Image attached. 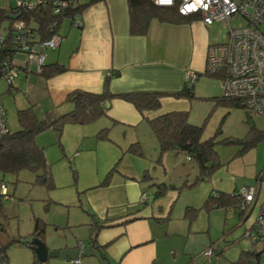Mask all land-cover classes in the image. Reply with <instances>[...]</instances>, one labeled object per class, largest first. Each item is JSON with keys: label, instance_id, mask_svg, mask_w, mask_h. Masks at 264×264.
I'll list each match as a JSON object with an SVG mask.
<instances>
[{"label": "rangeland", "instance_id": "374dc122", "mask_svg": "<svg viewBox=\"0 0 264 264\" xmlns=\"http://www.w3.org/2000/svg\"><path fill=\"white\" fill-rule=\"evenodd\" d=\"M14 2L15 0H0V5L8 6ZM244 24L245 20L239 14H234L228 21L213 22L208 28L209 44L226 41L229 25L239 27ZM71 29L77 28L71 26L69 19L65 18L60 23L58 32L64 35V39L70 38ZM75 38L74 45L78 40L77 35ZM43 53L45 62L49 60V54L56 56V51L48 47L44 48ZM13 62L17 65H27L26 56L20 51L14 52ZM27 66L32 71L20 68L18 79H14L17 88L11 91L7 90L6 81L0 77V102L5 110L6 127L10 132L18 128L16 110L27 106V98L36 99L38 108L45 106L50 99L49 90L45 85L47 78L37 73L34 65ZM221 81V75L200 74L192 88L194 96L188 100V121L203 125V138L215 135V149L220 162L210 173L208 180L199 179L192 186L183 183H191L194 180L197 168L182 153L167 151L159 157L158 142L152 152L150 141L139 142L140 153H135L127 149L130 145L129 132L123 133L118 125L111 126L107 138H98V129L94 127L100 118L87 124H65L59 140L51 128L39 132L35 139L37 144L43 147L50 167L52 188L36 182L35 173L30 169H22L16 175H0L6 189L5 195L0 194V241L19 239L6 248L8 264H29L34 260L33 251L24 242H29L35 235L31 233L36 220L43 228L40 233L41 240L49 249L74 247L80 242L87 251L91 247L89 235L94 226L93 213L86 204L89 202L91 189H94L91 187L104 181L108 172H111L108 179L110 181L116 168L129 162L138 167L139 180L143 185L142 191L145 192L148 205L153 206L155 211L167 213L165 215L168 217L163 222L162 229L163 232L166 231L169 239H158V245L165 251L169 263L207 264L203 252L211 245L221 251L214 264H231V260L238 256L240 250L252 248L247 232L255 227L256 215L250 225L251 219L243 222L244 219L241 220L233 208L224 209L214 205L202 207L212 186L210 180H219L216 181L217 185L222 188H228L230 184L231 188L234 178L229 181L228 177L232 178L234 174L237 185L256 187V191L259 189V196L264 197V140L258 141L255 146L244 152L241 151L240 139L245 138L249 130L245 121V110L243 107L215 104L208 98L221 95ZM63 108L60 107L59 110ZM252 119L258 129L264 130V116L254 115ZM227 138L236 141L223 142ZM241 156H245L244 159L235 160L237 164L232 166L235 173L228 169L226 172L225 166ZM103 163V169L108 167L98 178L96 172L98 168H102ZM115 164V170L111 171ZM254 169L255 174L261 176L260 180L255 178ZM144 172L154 181H164L171 186L154 196L155 186L147 182L152 179L142 180ZM224 172L225 177L221 178ZM93 199L91 197L90 201ZM142 204L144 203L139 205ZM251 204H246L244 211H248ZM187 205L199 209L194 215H185L184 209ZM255 208V211H258V205ZM244 230L246 237L243 235ZM254 246L261 249L262 244L258 242ZM98 257L95 249H92L81 256V261L89 260L92 264H100L102 262ZM173 258L175 260L170 262ZM214 258L215 256H212L211 260ZM41 263L73 264L72 259L60 257H48ZM259 264H264V251L261 252Z\"/></svg>", "mask_w": 264, "mask_h": 264}, {"label": "crops", "instance_id": "0c3cea01", "mask_svg": "<svg viewBox=\"0 0 264 264\" xmlns=\"http://www.w3.org/2000/svg\"><path fill=\"white\" fill-rule=\"evenodd\" d=\"M78 17L80 26L70 30L69 34L72 33V37L64 39V35L58 32L61 36L58 46L54 49L48 48L56 51V56L53 57V53L49 54L47 62L44 56V63L56 61L66 66L64 72L46 79L45 85L50 95L47 104L38 108L36 99L27 98V105L30 102L35 103L34 110L38 116L54 105L58 110L64 107L60 111L70 109V103H62L70 89L100 91L108 71L113 73L108 77L109 89L112 92L173 91L181 89L185 82L189 83L185 78L187 70L201 72L204 68L206 48L209 44V25H205L199 18L183 23L161 22L152 18L146 33L130 34L127 0H95L86 6ZM76 35L78 40L74 45ZM43 50L44 48L42 53ZM18 77L19 74L16 78ZM195 80L192 82L193 87ZM14 81L11 90L17 88ZM187 109L188 99L165 96L161 99L158 109L148 112V117L171 110ZM99 118L100 121L94 128L99 130L107 126L110 130L112 125H118L123 133L129 132V144L150 141L153 152L157 143L156 137L147 120L130 102L120 98L111 99L107 114ZM244 157L232 160L225 166V171L228 169L234 172L232 166H236L235 160L241 161ZM104 166L105 163L100 170L98 168L96 172L98 178L108 167L103 169ZM137 168L132 162L123 163L112 173L110 181L91 187L94 189H91L89 202L86 204L93 213V220L107 218L101 222L102 226L95 238L96 245L106 255V258L99 259L103 264H171L165 257L161 245L160 247L158 245V239H169L166 231L163 232L162 229L163 222L168 216L165 215L166 211H155L147 202L139 205L140 195L144 191ZM225 174L224 172L221 178H224ZM253 174L260 180L261 176L256 177L255 169ZM234 175L232 178L228 177L229 181L234 178L231 188L230 184L228 188H222L217 185L219 180L213 179L210 180L212 183L210 188L232 192L234 189L244 187L236 184ZM91 197L94 198L92 201ZM262 201L264 197L259 196L257 189L252 204L248 211L244 212L243 222L250 218V225L253 223L257 212L255 207L256 205L259 207ZM170 260L172 262L175 259ZM82 264L92 263L83 260Z\"/></svg>", "mask_w": 264, "mask_h": 264}, {"label": "trees", "instance_id": "16d2710c", "mask_svg": "<svg viewBox=\"0 0 264 264\" xmlns=\"http://www.w3.org/2000/svg\"><path fill=\"white\" fill-rule=\"evenodd\" d=\"M95 0H88L86 2H79L74 0L73 3L67 8L66 11L61 13H54L48 4H41L33 9H27L22 6L9 3L8 6L0 5V73L4 67V60L10 57L14 48L10 46V39L15 35V22L23 21L25 29L20 33L23 34L26 40L30 42H40L53 33H58V27L63 19L68 18L71 25V19L75 15H79L81 11L94 2ZM129 24L128 31L130 34H144L147 31L148 23L152 18L161 22L170 23H183L187 22L194 17L183 16L177 12L175 6L161 7L155 5L151 0H127ZM80 25H78L79 27ZM66 70V66L53 61L43 63L41 71L42 76L49 78ZM200 74H208L206 71L196 72ZM118 74V72H115ZM113 75L112 72L107 74V77L102 83L100 91H93L84 88L70 89L64 97L63 102L71 104V108L66 111L58 110L56 105L50 107L42 113L41 116L36 114L34 110L35 103L30 102L23 108H17L16 117L18 128L14 131H8L0 138V175L17 174L22 169H30L35 173L36 182L52 188L53 182L50 173V167L46 161L44 150L36 142V135L47 129L54 130L57 139H60L62 129L65 124H87L95 121L101 116L107 114L108 107H105V102L113 98H120L130 102L136 110L147 120L152 132L154 133L159 145V157L167 151H174L175 153H182L187 160L197 168V173L191 183L185 181L183 185L192 186L199 179H208L210 173L220 165L218 153L215 149L217 143L215 135L203 138V125H196L188 121L187 110H171L161 113L154 117H148V112L156 110L161 105V99L165 96H172L174 98H186L190 100L194 94L192 87L186 89V82L179 90L166 91V90H131L112 92L109 89L108 77ZM213 75V74H209ZM12 84L8 85L7 90L11 91ZM215 104L221 103L226 106L243 107L245 110V121L249 125V130L245 138L241 140V151L252 148L258 141L264 140V130L258 129L253 122V114L250 113L243 103V100L237 97H226L221 93L219 96H210ZM109 127L105 126L100 128L96 135L98 138L108 137ZM236 140L227 138L223 142L231 143ZM127 149L140 153L138 142H133ZM117 164V163H116ZM116 164L111 168L115 170ZM111 172H108L104 184L108 181ZM258 176V175H256ZM152 179L146 172L142 175V180ZM2 180L0 179V182ZM148 184L155 186L154 196L161 194L169 186L164 181H154L153 179L147 181ZM241 188V187H240ZM234 189L232 192H225L218 189L211 188L208 191L206 198L202 203V207L208 208L215 205L216 207H223L224 209L233 208L237 216L242 220L244 218V210L240 208L242 197L238 190ZM146 203V199L144 202ZM140 208V207H139ZM137 208V209H139ZM136 209V210H137ZM199 208L187 205L184 209L185 215H194ZM166 218V217H165ZM107 220L95 219L92 222V232L89 235V244L91 248L88 250L96 249L99 259L106 258L105 252L96 245V234L98 229L102 226L101 222ZM38 220L35 221L34 229L31 234L41 239V231L43 228L40 226ZM255 234V239L250 241L252 248L240 250L238 256L231 260V264H259L261 252L264 251V239L256 236V231L250 229L249 232ZM30 234V235H31ZM244 230L243 235L245 236ZM246 237V236H245ZM19 239H6L0 241V264H8L6 248L13 242H18ZM261 242V249H257L254 245ZM27 246L30 241L24 242ZM29 247V246H28ZM211 247V245H209ZM87 251H83L86 254ZM221 251L214 249L212 256L207 261V264H214L218 259ZM205 259V258H204ZM206 260V259H205ZM29 264H42L35 257ZM103 264V263H100Z\"/></svg>", "mask_w": 264, "mask_h": 264}, {"label": "built area", "instance_id": "2783aa9c", "mask_svg": "<svg viewBox=\"0 0 264 264\" xmlns=\"http://www.w3.org/2000/svg\"><path fill=\"white\" fill-rule=\"evenodd\" d=\"M74 0H15L16 5L33 9L41 4H48L54 13L67 10ZM157 6H175L177 12L183 16L199 18L205 25L217 20H226L234 14H239L245 24L239 27L228 28V38L223 42L207 45L203 70L208 74L222 76L223 95L237 97L243 100L246 109L253 115L264 116V0H151ZM71 25L78 26L80 19L74 16ZM15 35L10 39V46L14 48L12 55L6 58L0 77L7 85L13 83L19 74V69L26 70L27 65H34L36 72L41 71L44 63L42 49H54L58 46L61 36L53 33L40 42L26 40L21 31H24L23 21L15 22ZM27 30V29H26ZM25 32V31H24ZM20 51L26 56V64L22 66L13 62L14 52ZM28 70H30L28 68ZM110 74V72H108ZM198 77L195 71H186V81L193 82ZM4 109L0 103V138L7 132ZM242 197L241 209L252 203L256 194V187L244 186L238 190ZM0 193L6 194L4 183L0 182ZM140 200H145V193H141ZM253 231L256 236L264 239V201L258 207ZM250 240L255 239L252 231L247 232ZM78 253L72 259L73 264H80L81 253L84 251L82 243H77ZM213 247L204 250L206 261L213 255Z\"/></svg>", "mask_w": 264, "mask_h": 264}, {"label": "water", "instance_id": "95a60500", "mask_svg": "<svg viewBox=\"0 0 264 264\" xmlns=\"http://www.w3.org/2000/svg\"><path fill=\"white\" fill-rule=\"evenodd\" d=\"M192 87L191 83L186 84V89ZM109 106V102H105V107ZM29 248L33 251L35 258L40 262H45L48 257H60L63 259H73L78 253V248L65 247L62 249H49L45 243L38 237L34 236L30 239Z\"/></svg>", "mask_w": 264, "mask_h": 264}, {"label": "clouds", "instance_id": "9594fccd", "mask_svg": "<svg viewBox=\"0 0 264 264\" xmlns=\"http://www.w3.org/2000/svg\"><path fill=\"white\" fill-rule=\"evenodd\" d=\"M79 18V17H78ZM80 25V24H79ZM72 26V25H71ZM108 72H111V71H108ZM108 74V73H107ZM192 83V82H191ZM1 194V193H0ZM2 195H4V194H2ZM76 247H77V245H76ZM78 248V247H77Z\"/></svg>", "mask_w": 264, "mask_h": 264}]
</instances>
